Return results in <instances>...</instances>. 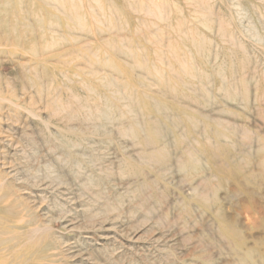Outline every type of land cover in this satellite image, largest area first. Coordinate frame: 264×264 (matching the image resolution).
<instances>
[{"label":"rangeland","instance_id":"1","mask_svg":"<svg viewBox=\"0 0 264 264\" xmlns=\"http://www.w3.org/2000/svg\"><path fill=\"white\" fill-rule=\"evenodd\" d=\"M0 172L65 264H264V0H0Z\"/></svg>","mask_w":264,"mask_h":264},{"label":"bare ground","instance_id":"2","mask_svg":"<svg viewBox=\"0 0 264 264\" xmlns=\"http://www.w3.org/2000/svg\"><path fill=\"white\" fill-rule=\"evenodd\" d=\"M55 1L60 4L63 3V0ZM63 11L68 14V17L75 18V3L70 4L69 7H64ZM62 22H64L63 18ZM43 47L45 48V45ZM194 47L197 48L198 46L195 45ZM203 55H205V52ZM89 75L93 76V74ZM94 83H96L95 80L91 81L90 86H93L95 91H98L99 87ZM95 93L97 94L98 92ZM1 173L0 185L4 189L2 190L0 186V264H65V258L61 257L62 254L59 251L61 243L56 242L58 244L57 254L50 249L51 244L47 245L45 243L47 246H44V239L49 230L42 224L39 223L41 229L45 228L43 233L36 235L37 237L35 238L24 237L26 229L29 230L28 227L24 226L26 223L27 225H37L35 212L31 210L20 196L12 191L9 183L3 182ZM38 221L41 222L39 218Z\"/></svg>","mask_w":264,"mask_h":264}]
</instances>
